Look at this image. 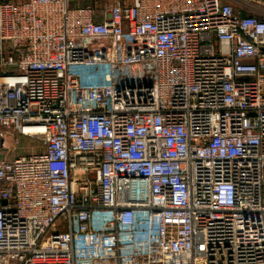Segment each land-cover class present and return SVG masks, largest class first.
<instances>
[{
  "label": "built area",
  "instance_id": "built-area-1",
  "mask_svg": "<svg viewBox=\"0 0 264 264\" xmlns=\"http://www.w3.org/2000/svg\"><path fill=\"white\" fill-rule=\"evenodd\" d=\"M73 1L0 0V264H264L253 0Z\"/></svg>",
  "mask_w": 264,
  "mask_h": 264
},
{
  "label": "crops",
  "instance_id": "crops-1",
  "mask_svg": "<svg viewBox=\"0 0 264 264\" xmlns=\"http://www.w3.org/2000/svg\"><path fill=\"white\" fill-rule=\"evenodd\" d=\"M225 2H229L233 5H235L236 7H239V5H241L240 0H223ZM263 0H253L252 4H250L249 6H251V11L248 12H252L257 14L260 17H264V3H261Z\"/></svg>",
  "mask_w": 264,
  "mask_h": 264
},
{
  "label": "rangeland",
  "instance_id": "rangeland-1",
  "mask_svg": "<svg viewBox=\"0 0 264 264\" xmlns=\"http://www.w3.org/2000/svg\"><path fill=\"white\" fill-rule=\"evenodd\" d=\"M81 3L86 5L100 6V5H104L105 3L109 4L113 2L112 0H82Z\"/></svg>",
  "mask_w": 264,
  "mask_h": 264
},
{
  "label": "trees",
  "instance_id": "trees-1",
  "mask_svg": "<svg viewBox=\"0 0 264 264\" xmlns=\"http://www.w3.org/2000/svg\"><path fill=\"white\" fill-rule=\"evenodd\" d=\"M81 2H82V0H74V1H73V4H74V5H81V6L86 5V4H83V3H81Z\"/></svg>",
  "mask_w": 264,
  "mask_h": 264
}]
</instances>
